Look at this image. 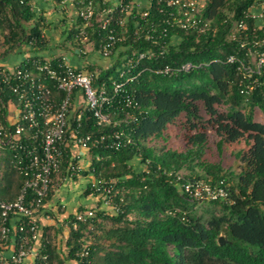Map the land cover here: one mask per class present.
I'll use <instances>...</instances> for the list:
<instances>
[{
	"label": "trees",
	"instance_id": "trees-1",
	"mask_svg": "<svg viewBox=\"0 0 264 264\" xmlns=\"http://www.w3.org/2000/svg\"><path fill=\"white\" fill-rule=\"evenodd\" d=\"M26 1L0 0V17L5 16L0 22L7 21L11 27L5 38L9 47L4 53L22 39L45 43L39 23L42 17ZM253 2L206 0L204 14L217 28L214 35L180 32L176 36L178 43H170L161 56L143 58L133 65L128 79L118 78L123 62L138 51H156L157 44L131 34L116 45L114 51L119 50V57L110 67L100 69L93 82L94 86L105 83L110 101L103 111L111 123L101 127L85 112L81 131L94 135L121 132L130 137L131 143L117 149L101 145L91 148L90 169L77 172L90 173L100 181L98 188L89 181L82 195H100L101 204L93 209V216L84 220H77L75 214L68 216V259L78 264H264V120L254 117L256 110L264 117V74L257 76L258 85L246 88L249 79L237 73L236 64L226 61L229 54L243 56L245 48L239 41L250 43L264 37V25L258 28L251 19H246L248 30L240 37H228L233 23L243 18V12ZM7 12L12 14L13 23ZM17 14L32 21L28 34ZM127 26L131 33L134 23L129 21ZM75 30V26L68 30L69 37ZM87 30L97 44L96 23ZM187 61L202 65L187 72H159L165 65L173 69ZM115 79L122 82L121 91H114ZM5 88L0 83L3 103L11 97ZM0 112L5 113L1 103ZM168 124L175 126V136L183 141V150L168 145ZM209 131L214 133L218 152L227 144L243 142L233 153L241 164L237 172L203 157ZM1 149L5 152L0 164V200H14L22 179L8 163L11 151ZM67 157L62 158L54 179L76 177L66 170ZM134 158L143 167L135 168L131 163ZM196 167L203 172L196 171ZM183 168L188 169L187 178H224L231 201H206L210 205L205 209L207 215L196 214L195 202L179 191L174 175L167 174ZM104 201L111 207L107 208ZM103 221L109 227L88 242ZM220 235L225 240L222 244L218 242ZM46 246L42 252L48 254L50 264H56L52 262L55 253L50 242ZM82 250L86 254H81Z\"/></svg>",
	"mask_w": 264,
	"mask_h": 264
},
{
	"label": "built area",
	"instance_id": "built-area-1",
	"mask_svg": "<svg viewBox=\"0 0 264 264\" xmlns=\"http://www.w3.org/2000/svg\"><path fill=\"white\" fill-rule=\"evenodd\" d=\"M70 6L80 20L73 40L78 56L83 59L81 67L72 65L63 54L54 58L27 56L11 67H0V83L11 94L5 103L0 99L5 109V113L0 112V148L11 151L8 163L22 179L14 200H0V264H24L28 257L30 264H50L48 254L42 252L41 219L48 217L44 201L56 189L54 175L64 156H68L66 170L75 176L85 161L80 151L90 156L91 148L98 145L117 149L131 143L130 137L121 132L94 135L81 131L85 112L101 127L111 123L110 116L103 111L110 101L105 83L94 86L96 76L87 68L89 61L85 55L95 48L103 58H109L116 45L131 34L157 44L156 51H138L123 62L118 78H126L139 60L159 57L170 43H178L176 36L180 32L214 35L217 29L204 14L206 0L58 1L60 10ZM242 17L233 23L230 39L248 30L246 19L255 20L258 28L264 25V0H254ZM129 21L134 23L131 33ZM93 22L98 27L97 44L90 42L87 30ZM239 45L245 48L243 56L229 54L226 61L236 64L237 73L249 79L245 87L253 88L260 83L257 76L264 74V37L252 39L250 43L241 40ZM201 65L187 61L173 69L165 65L159 72H187ZM112 84L115 92L121 91V81L115 79ZM90 163L91 160L87 162L88 169ZM167 174L174 175L179 191L190 201H231L229 184L224 178L216 181L187 178L180 171ZM67 178L64 175L62 180ZM95 181L96 184L90 182L98 188L100 181ZM90 216H93L92 210L75 213L77 220ZM81 254H86V250Z\"/></svg>",
	"mask_w": 264,
	"mask_h": 264
},
{
	"label": "crops",
	"instance_id": "crops-1",
	"mask_svg": "<svg viewBox=\"0 0 264 264\" xmlns=\"http://www.w3.org/2000/svg\"><path fill=\"white\" fill-rule=\"evenodd\" d=\"M26 2L27 4H30L31 9L38 16L43 15L42 17L49 24L48 30L41 29V36L46 37L47 39L43 44L33 43L31 45L28 44V41L26 42V40L22 39L18 42V45H16L10 52L4 53L6 48L9 47V44L7 43L5 38L9 34L11 27L7 21L3 23L0 22V67H11L13 66V63H15L14 61L18 62L19 60L24 59L27 56L54 58L56 56L62 55L63 52L68 53V55H63L67 57L68 61L72 65L81 67L83 65V59L82 57L78 56V54L74 53L77 48V44L76 42H73V44H71V42L74 41L73 37L76 33V30L74 31L72 36L69 37L68 35V30L74 26L77 28L80 23L79 18L75 14V9L71 7L73 12L60 10L57 0H27ZM48 6H52V9H49L46 12L41 11L43 7L47 9ZM7 15L9 20L13 23L14 19L12 14L7 12ZM4 17L5 16L0 17V19ZM16 17L18 18L20 25L22 24L25 28L26 34H28V23L30 22H28V20H25L21 15L17 14ZM59 22L63 23V25L59 24ZM12 30L16 31L14 27L12 28ZM56 31L57 38L56 36H51L53 32H55L56 34ZM48 32L50 35H48ZM85 57L89 61L87 68L91 71L97 70V72H99V70L102 68L110 67L114 60L113 56L109 58H103L97 52V50H95V48L89 51L85 55ZM167 131L170 134V137L173 136L171 134H174L175 136L177 132L175 126L172 124H168ZM79 174L80 173H77V175H75L76 177L73 175L75 177L73 182H71L72 180H69L68 178L63 181V177H61V183L53 191L51 197L45 203L46 214L48 215V217H42L41 219V237L42 243L44 244L43 249L45 247L47 248L46 244L50 242V247L55 253L54 257L52 258V262L56 264H59L60 261L63 264H78L76 260L67 258V247L65 245V242L66 238L68 237L69 230L67 231L65 226H67L69 222L67 220L68 216H70L71 214H75L77 211L75 209L77 205L83 203L80 198L75 195L73 196L71 192L72 185L76 183L77 180L79 181L81 178ZM83 177L87 179V177L90 178L92 177V175L88 173L86 175H83ZM89 181L87 180V183ZM68 193L69 196L68 199H66L65 197L66 195H68ZM58 206H61V208L59 209ZM51 215L53 216L51 217ZM62 226H64V229H62ZM54 227H56V229L61 228L62 230V234H57L59 237L57 240L56 238L51 239V236L49 234V232H51V229H54ZM30 262L31 259L28 257L26 263L24 264H30Z\"/></svg>",
	"mask_w": 264,
	"mask_h": 264
},
{
	"label": "rangeland",
	"instance_id": "rangeland-1",
	"mask_svg": "<svg viewBox=\"0 0 264 264\" xmlns=\"http://www.w3.org/2000/svg\"><path fill=\"white\" fill-rule=\"evenodd\" d=\"M44 8L45 7H43L41 9V11H45L46 12L49 9H52V6H48L47 9L46 8L44 9ZM66 11L73 12L71 6L68 7ZM40 16L42 17L43 15H40ZM30 22H32V21H30ZM39 23H40V29H44V30L45 29L46 30L49 29V27H48L49 24L46 22V20L43 17H42V22H39ZM59 24L63 25V23H60V22H59ZM28 27H29V23H28ZM46 34H45V36H46ZM48 35H50L49 32H48ZM51 36H54V37L56 36V38H57V31H56V34H55V32H53L51 34ZM89 37H90V35H89ZM44 38H45V40L47 39L46 37H44ZM91 39L92 38L90 37V39H89L90 42L93 41ZM52 42H54V41H52ZM73 42H75V41H72L71 44H73ZM123 50L124 49L122 48L121 51H123ZM74 53H76V54L78 53V48H76ZM118 53H119V50L117 49V50L113 51L112 56L114 58H116L118 56ZM63 54L68 55V53H66V52H63ZM17 59H19V58H17ZM14 62L16 63V61H14ZM15 63H13V65ZM98 63H99V61H98ZM97 73H98L97 70H95L94 71L95 76H97ZM254 117H255V120H257V121L258 120H264V117H263L262 113L259 110L255 111V116ZM208 134H209L208 135V139H209L208 140V147H207L203 157L206 160L211 161V162L219 161V162H221V164L223 165L224 168H230L231 170L237 172L241 168L240 167L241 164H240V161L234 156L233 153L244 145L243 142H241V143H236L235 142V143H232V144H227V145L224 146V148H223V150L221 152H218V150L216 149V146H215L216 138L214 136L213 131H209ZM171 135H173V136H171L168 139V145L170 147H172V148L177 149V150H183V148H184L183 141L181 139L177 138L176 136H174V134H171ZM4 152H5V150H2L0 148V164L3 163V161H2L3 159L2 158H3V153ZM80 153L82 154V157L84 158L82 160H85V161H83L82 169L83 170H87L88 169L87 162L91 160V157H90L91 155L89 156V154L87 152H84V151H80ZM138 162H139L138 159L134 158L131 163L133 164V166H135V168L143 167L142 165L139 166ZM196 171H198L199 173L203 172L198 167H196ZM180 172L185 175V174L188 173V169L183 168V169L180 170ZM79 175H80L81 178H80L79 181L77 180L76 183H74L72 185V191L71 192H72L73 196L75 195L78 198H80L83 203L77 205V207L75 209L77 211H79V208H81L82 210H80V212H83L84 210H92L93 214H94V210L93 209L94 208H99V204H101L100 203L101 201L99 202L100 195H95V193H91L89 195H85L84 196V195H82V191L87 185V180L88 181L90 180L93 184H96L95 178L92 176L90 178L87 177V179H86V178L83 177V175L81 173ZM60 177L61 176H57L54 179V187H53L54 189L57 188L59 186V184L61 183ZM68 179L72 180L71 182H73L75 178L69 177ZM68 196H69V193H68V195H66L65 198L68 199ZM105 206H107V208L111 207L110 203H106ZM209 206H210L209 203L206 202V201L195 202L193 204L194 211L198 215H201V214L207 215V212L205 211V209L207 207L209 208ZM58 207H59V209L61 208V206H58ZM208 208H207V210H208ZM52 216L53 215H51V217ZM63 225H65V224H63ZM65 227H66V230L68 231L69 230V225H67ZM108 227H109V224L106 221H103L102 222V227L100 229H94L93 235L90 236V239L88 240V242L92 241L93 238H95L97 234H102ZM62 229H64V226H62ZM58 233L62 234L61 228L60 229L59 228L56 229V227H54V229H51V232H49V234L51 236L50 238L51 239L56 238V240H57L59 238L58 235H57Z\"/></svg>",
	"mask_w": 264,
	"mask_h": 264
},
{
	"label": "water",
	"instance_id": "water-1",
	"mask_svg": "<svg viewBox=\"0 0 264 264\" xmlns=\"http://www.w3.org/2000/svg\"><path fill=\"white\" fill-rule=\"evenodd\" d=\"M224 237L222 236V235H220L219 237H218V242L220 243V244H222V243H224Z\"/></svg>",
	"mask_w": 264,
	"mask_h": 264
}]
</instances>
